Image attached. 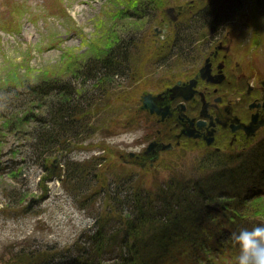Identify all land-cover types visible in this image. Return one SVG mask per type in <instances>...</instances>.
I'll return each instance as SVG.
<instances>
[{
	"label": "trees",
	"instance_id": "trees-1",
	"mask_svg": "<svg viewBox=\"0 0 264 264\" xmlns=\"http://www.w3.org/2000/svg\"><path fill=\"white\" fill-rule=\"evenodd\" d=\"M142 1L134 12L137 17L149 4ZM240 4L242 0H194L181 9L178 20L194 13L236 12ZM173 28L172 40H164L158 50L166 56L162 62L198 26L176 23ZM127 45L116 39L104 54L86 57L69 74L25 82L26 105L33 110L14 116L12 123L5 121V130L16 134L26 126L21 152L46 172L38 181L56 179L83 194L81 207L99 201L104 211L98 206L92 223L71 244L21 247L18 256L28 261L20 263L16 257L12 264H236L239 249L231 234L264 223V144L239 154L208 153L201 169L173 173L152 186L130 177H101L102 156L73 158L79 140L95 131L87 104H95L103 88L130 78ZM51 156L54 163H49Z\"/></svg>",
	"mask_w": 264,
	"mask_h": 264
},
{
	"label": "rangeland",
	"instance_id": "rangeland-1",
	"mask_svg": "<svg viewBox=\"0 0 264 264\" xmlns=\"http://www.w3.org/2000/svg\"><path fill=\"white\" fill-rule=\"evenodd\" d=\"M193 1L148 0L143 16L137 17L139 0H0V264H12L16 257L20 263L27 262L26 256H18L21 247L71 244L92 223L96 208L104 211L99 201L81 207L78 199L83 194L72 192L68 183L67 187L57 180L47 181L45 192L38 178L46 172L21 152L26 126L16 134L5 130L14 116L33 110L26 105L25 82L69 74L86 57L101 55L116 39L123 40L128 44L130 78L103 88L101 98L87 104L95 131L79 140L73 158L87 161L102 156L101 177L116 181L130 177L149 186L205 165L207 152L185 147L162 153L152 166H139L128 156L140 152L151 133L138 110L141 92L152 88L157 71L173 67L161 61L166 56L158 51L174 34L168 10L174 8L172 14L180 18L181 9ZM240 5L246 8L237 9L242 13L254 8L264 29V0H242ZM254 60L264 65V50ZM14 159L21 161L12 163Z\"/></svg>",
	"mask_w": 264,
	"mask_h": 264
},
{
	"label": "flooded vegetation",
	"instance_id": "flooded-vegetation-1",
	"mask_svg": "<svg viewBox=\"0 0 264 264\" xmlns=\"http://www.w3.org/2000/svg\"><path fill=\"white\" fill-rule=\"evenodd\" d=\"M254 10L169 19L171 27L198 29L180 36L183 44L165 61L173 67L157 71L156 84L140 94L151 133L140 152L128 154L135 163L152 166L175 148L231 155L264 144V65L254 60L264 50V29ZM146 93L151 109L141 107Z\"/></svg>",
	"mask_w": 264,
	"mask_h": 264
},
{
	"label": "clouds",
	"instance_id": "clouds-1",
	"mask_svg": "<svg viewBox=\"0 0 264 264\" xmlns=\"http://www.w3.org/2000/svg\"><path fill=\"white\" fill-rule=\"evenodd\" d=\"M231 239L239 249L236 264H264V223L241 228L231 234Z\"/></svg>",
	"mask_w": 264,
	"mask_h": 264
},
{
	"label": "water",
	"instance_id": "water-1",
	"mask_svg": "<svg viewBox=\"0 0 264 264\" xmlns=\"http://www.w3.org/2000/svg\"><path fill=\"white\" fill-rule=\"evenodd\" d=\"M174 11V8H169L168 10V13L170 15V19L173 20L175 18V15H172ZM150 95L149 93H146L145 95L142 96V108H150L151 109V106L149 104V100H150Z\"/></svg>",
	"mask_w": 264,
	"mask_h": 264
}]
</instances>
